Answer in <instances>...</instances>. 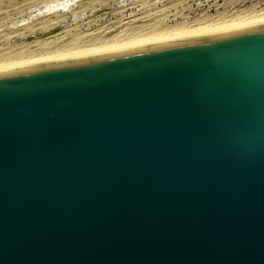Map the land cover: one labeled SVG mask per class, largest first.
<instances>
[{
  "label": "water",
  "instance_id": "1",
  "mask_svg": "<svg viewBox=\"0 0 264 264\" xmlns=\"http://www.w3.org/2000/svg\"><path fill=\"white\" fill-rule=\"evenodd\" d=\"M0 264H264V22L0 68Z\"/></svg>",
  "mask_w": 264,
  "mask_h": 264
},
{
  "label": "rangeland",
  "instance_id": "2",
  "mask_svg": "<svg viewBox=\"0 0 264 264\" xmlns=\"http://www.w3.org/2000/svg\"><path fill=\"white\" fill-rule=\"evenodd\" d=\"M263 9L264 0H0V53L46 41L85 47Z\"/></svg>",
  "mask_w": 264,
  "mask_h": 264
},
{
  "label": "bare ground",
  "instance_id": "3",
  "mask_svg": "<svg viewBox=\"0 0 264 264\" xmlns=\"http://www.w3.org/2000/svg\"><path fill=\"white\" fill-rule=\"evenodd\" d=\"M259 22H264V9L260 11L254 10L231 20H207L195 27L182 26L149 34L133 35L127 38L117 37L106 42H98L85 47L77 45L76 42L66 46L64 43L46 41L37 44L33 49H28L27 51H17L12 54L6 52L0 53V68L55 61L67 57L109 52L126 47L150 45Z\"/></svg>",
  "mask_w": 264,
  "mask_h": 264
}]
</instances>
